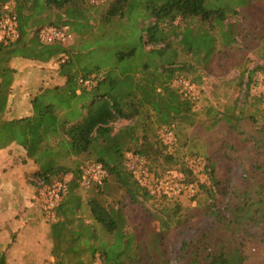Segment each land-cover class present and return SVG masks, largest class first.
Masks as SVG:
<instances>
[{
    "label": "trees",
    "instance_id": "16d2710c",
    "mask_svg": "<svg viewBox=\"0 0 264 264\" xmlns=\"http://www.w3.org/2000/svg\"><path fill=\"white\" fill-rule=\"evenodd\" d=\"M254 1L211 7L208 0H0V15L7 6L8 12L17 15L21 30L18 42L0 45V149L15 144L25 150L26 158L38 166L32 175L38 191L53 181L68 182L71 195L66 201L68 192L64 195L51 224L55 264H95L97 260L99 264H174L167 244L183 208L179 203L163 207L160 199L166 197L149 192L128 168L127 154L144 158L155 175L170 164L177 165V151L170 150L159 132L170 129L175 136L182 126L196 124L198 98L185 96L175 86L178 77L190 80L191 71L190 65L177 63V57L161 64L148 60L142 66L129 65L118 73L103 64L82 65L72 45L75 40L68 46L41 44L39 29L69 25L81 38L88 34L82 29L89 27L90 8L102 2L98 9L103 27L98 33L136 12L133 34L139 36L140 47L160 56L170 48L178 56L173 43L180 37L184 41L181 34L189 27L188 20L207 24L201 31L208 35L218 27L224 43H231L233 34L225 21ZM137 54L136 47L123 53L131 60ZM15 55L45 62L57 58L63 82L41 87L31 99L30 115L6 118L12 84L8 64ZM206 56L205 62L211 58ZM243 80L240 75L239 85ZM206 115L212 127L221 124L224 131L215 154L208 158V181L196 180L193 168L184 164L180 172L194 178L205 192V215L211 214L212 221L182 242L176 264H247L249 232L260 230L264 241V113L255 102L236 99L224 105L222 112L210 109ZM93 163H101L107 175L88 186L85 203L75 196L86 214L83 217L70 212L68 204L74 200L73 188L82 183L85 169ZM220 195L227 199L221 204ZM128 201L159 202L152 212L159 229L141 235L133 230L125 212ZM5 248L0 242V264H10Z\"/></svg>",
    "mask_w": 264,
    "mask_h": 264
},
{
    "label": "rangeland",
    "instance_id": "374dc122",
    "mask_svg": "<svg viewBox=\"0 0 264 264\" xmlns=\"http://www.w3.org/2000/svg\"><path fill=\"white\" fill-rule=\"evenodd\" d=\"M208 1L211 7L236 5V0ZM102 4L101 2L92 6L89 10V16H91L89 27H85V30L82 29V32L85 31L88 34H84L80 38L74 33L75 42L72 45L76 47L82 65L103 64L107 70L118 73H121L124 67H129V65L142 66L148 60H155L156 64H161L163 61H172L177 57V63L190 65L191 71L188 76L195 83L194 93L195 97L198 98L195 105L197 121L194 125L182 126L177 135L174 136L173 133L172 139L165 140L170 145L171 151H177L180 161L177 165L170 164L169 169L160 170L164 172L161 176H168L169 184L191 181L190 183H193L196 188L195 193L182 189L177 197L160 199L163 201V204L161 203L163 207L179 203L183 208L181 221L171 230L167 244L169 256L172 262L176 264L182 242L190 240L207 228L212 221L211 214L205 215L208 207L207 196L205 192L199 190L196 180L200 182L208 181L209 170L206 166L208 158L215 154V150L224 138V131L221 124L213 127L209 124L211 119L206 115L207 110L213 109L216 112H222L224 105H229L236 99H246L255 102L264 113V70H254L257 66H264V0L254 1L247 9L239 8L237 16L231 14L228 16L225 24L230 26V31L233 34L234 41L231 43H224L226 39H224L218 27L213 31L214 34L211 32L208 35L206 32L201 31V29L208 27L207 24L201 23L198 19L188 20L185 25L189 27L182 28L181 35L184 37V41L181 42L180 37V40L177 39L179 44L177 40H174L173 43L174 48H178V56L175 54L176 51L170 48L164 50L165 52L160 56L140 47L139 36L133 34V28L138 17L136 12H131L124 20H116L105 25L106 29L104 30L106 32L98 33L103 27L101 20H99L100 13L98 9ZM135 47L138 48L135 59L131 60L128 56L123 55L124 52H128ZM206 54L211 55V58L205 62L204 57ZM53 68L55 69L52 75L47 77V80L39 83V86L47 87L62 84L63 79L57 73L58 65L55 64ZM240 75L244 76L241 85L238 81ZM249 76H252L251 80ZM21 93L27 95L26 91ZM23 102L19 106L7 105L5 117H20L31 112V106H26L28 100ZM159 133L163 136L165 130H161ZM14 151L19 159L20 152ZM183 164L193 168L196 180L194 178L189 179L180 172ZM137 165L143 167L144 176H150L149 174L152 172L149 171L146 163H138ZM27 177L30 178V182L34 180L31 175ZM70 177L71 174L68 179ZM236 180L237 177L234 182ZM89 190L82 183H78L73 188L72 193L75 195L72 198L74 200L68 204L70 212H78L79 215L84 212L80 208L79 198L75 196H79L83 204L89 196ZM69 192L66 195L67 198L71 195ZM221 196L218 197L220 204L227 200L226 197ZM159 206V202L152 205V203L148 204L147 202L128 201L125 212L129 219V226L140 235L148 233L150 230H158L159 222L152 215V212ZM45 219L48 223H52L56 220V217L50 218L45 215ZM247 251L249 254L247 264H264V241L260 230L254 228L249 232ZM88 259L89 257L85 254V260ZM55 262L56 260L54 264ZM95 264H99V261L97 260Z\"/></svg>",
    "mask_w": 264,
    "mask_h": 264
},
{
    "label": "crops",
    "instance_id": "0c3cea01",
    "mask_svg": "<svg viewBox=\"0 0 264 264\" xmlns=\"http://www.w3.org/2000/svg\"><path fill=\"white\" fill-rule=\"evenodd\" d=\"M55 64V57L47 62L21 55L11 57L8 67L12 84L7 105L19 106L28 100L26 106H31L32 97L42 87L39 83L52 75ZM23 91L27 92L26 96L21 93ZM14 150L20 152L19 159ZM37 171L38 166L26 158L21 146L12 144L0 149V242L6 247L10 264H54L55 261L51 237L53 222L45 219L38 187L27 177ZM64 199L66 201L67 197Z\"/></svg>",
    "mask_w": 264,
    "mask_h": 264
},
{
    "label": "built area",
    "instance_id": "2783aa9c",
    "mask_svg": "<svg viewBox=\"0 0 264 264\" xmlns=\"http://www.w3.org/2000/svg\"><path fill=\"white\" fill-rule=\"evenodd\" d=\"M5 7V11L0 15V45L8 46L18 42L21 38L20 21L16 14L10 13ZM41 44L50 45L59 43L62 45L72 44L75 40V34L69 25L60 27L44 26L37 33ZM175 86L179 87L185 96L195 95V87L190 80L184 77H178L174 80ZM164 140L173 138V131L165 130L162 136ZM127 162L129 169L132 170L137 177L141 179L152 195L158 198L169 197L174 198L179 195L182 189H186L195 193V185L193 183L176 182L169 184L168 176L155 175L150 173L149 177L144 176L143 167H138V163L145 164V159L137 155L127 154ZM107 175V172L101 163H93L89 165L84 172L82 184L86 187L95 181H100ZM69 185L67 181H53L43 186L39 190V196L42 201L43 211L50 217H55V210L58 208L64 195L67 194Z\"/></svg>",
    "mask_w": 264,
    "mask_h": 264
}]
</instances>
